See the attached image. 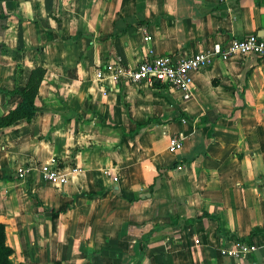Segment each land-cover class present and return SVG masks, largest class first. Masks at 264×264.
Returning <instances> with one entry per match:
<instances>
[{"label":"crops","instance_id":"obj_1","mask_svg":"<svg viewBox=\"0 0 264 264\" xmlns=\"http://www.w3.org/2000/svg\"><path fill=\"white\" fill-rule=\"evenodd\" d=\"M249 33L264 37V0H0V88L22 89L43 69L34 115L0 129L9 259L264 264V233L252 237L253 251L229 256L221 250L231 241L216 232L245 238L264 228V57L214 58L190 74L187 97L95 76L109 60L132 66ZM19 100L0 94V116ZM171 135L182 142L175 152ZM51 161L64 184L41 177L38 166ZM174 217L194 220L173 230Z\"/></svg>","mask_w":264,"mask_h":264},{"label":"built area","instance_id":"obj_2","mask_svg":"<svg viewBox=\"0 0 264 264\" xmlns=\"http://www.w3.org/2000/svg\"><path fill=\"white\" fill-rule=\"evenodd\" d=\"M144 40L147 36L143 37ZM254 55L264 57V37L256 33H249L238 38H231L223 45L215 44L211 50H201L194 53L173 52L162 54H146L134 65H128L122 61H107L102 68L95 70L97 79L108 76L115 84L152 85L164 84L178 89L183 97L191 92L190 74L202 67L208 66L214 58L227 59L232 55ZM182 146L179 135H171L168 138L167 150L175 152ZM176 165V169H180ZM27 168L15 169L16 176L23 178ZM41 177L55 186L64 184L67 176L61 171L54 161L38 166ZM264 247V240H263ZM255 244L243 242H231L230 247L223 248L221 253L229 256H243L255 249Z\"/></svg>","mask_w":264,"mask_h":264},{"label":"trees","instance_id":"obj_3","mask_svg":"<svg viewBox=\"0 0 264 264\" xmlns=\"http://www.w3.org/2000/svg\"><path fill=\"white\" fill-rule=\"evenodd\" d=\"M42 74H43V69L41 67H35L29 72L25 86L22 89L13 88L12 90H4L0 88V94H4V95L16 94L20 97L19 102L12 109H10L5 115L0 116V129L11 125L14 121L18 119H24L25 121H28L34 115V113L36 112L34 106V97L36 95L37 86L41 81ZM131 135L132 133H129L130 137ZM66 207H68V205ZM51 213L52 216L54 217L59 212L58 210L56 211L51 210ZM200 216L206 217L211 220H216V217L214 215H209L204 212ZM193 220L194 218L190 220L182 219L179 221L178 218L174 217L171 227L174 230L181 226L180 223L190 224L193 222ZM216 232L219 237V240L221 241L228 240L231 242H243L245 244L250 245L253 243L252 237L256 234L264 233V228H257V227L252 228L245 238L237 237L234 233L230 231H225L222 233L218 229V226L216 228ZM151 233L152 231H149L141 235L139 247H138L139 251L142 250L143 246L147 242V239ZM11 252H12L11 247L7 245V243L5 242V225L0 222V264H23L21 262H16V263L12 262L9 259Z\"/></svg>","mask_w":264,"mask_h":264}]
</instances>
